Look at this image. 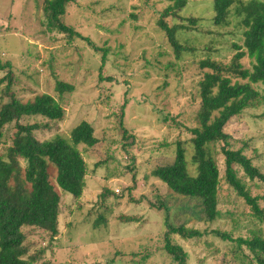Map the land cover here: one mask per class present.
<instances>
[{
    "label": "rangeland",
    "instance_id": "obj_1",
    "mask_svg": "<svg viewBox=\"0 0 264 264\" xmlns=\"http://www.w3.org/2000/svg\"><path fill=\"white\" fill-rule=\"evenodd\" d=\"M247 0H236L237 3ZM46 0H0V54L12 63L14 83L0 86V106L15 95L22 101L49 93L57 98L56 81L68 82L75 90L66 92L65 117L48 121L42 116L24 118L39 122L40 140L55 135L68 137L81 121L94 126L99 143L80 150L88 165L83 196L75 200L61 193L60 234L52 238L37 227H25L31 254L44 250L43 260L53 264H172L165 251L167 220L196 229L232 232L235 237L252 236L264 223L225 179V157L220 144L212 146L221 172L220 207L225 213L217 221L203 220L200 203L173 192L152 171L175 160L178 142L187 150L189 169L194 152L192 138L200 130L199 83L204 72L200 62L211 58L228 64L243 44L244 28L232 15L226 26L214 24V0H190L179 16L166 17L171 25L198 24L180 30L181 42L194 51L179 58L165 32L159 27L164 0H78L67 8L65 21L83 35L108 49L103 67L102 53L80 38L50 31L43 24ZM242 62L247 68L251 60ZM9 69H0V79ZM101 77L104 80H101ZM108 78H112L110 81ZM47 124V125H46ZM226 132L232 146L244 148L264 173V104L245 109L233 117ZM17 129L6 125L0 138V155L12 144ZM126 147V149H125ZM22 172L26 163L21 160ZM52 179L57 170L51 165ZM253 195L264 207V181L249 180L237 168ZM105 188L112 193L103 200ZM164 202L167 209L159 205ZM98 223V224H97ZM189 253V264H257L250 251L234 242L209 235L200 240L173 236Z\"/></svg>",
    "mask_w": 264,
    "mask_h": 264
},
{
    "label": "trees",
    "instance_id": "obj_2",
    "mask_svg": "<svg viewBox=\"0 0 264 264\" xmlns=\"http://www.w3.org/2000/svg\"><path fill=\"white\" fill-rule=\"evenodd\" d=\"M78 0H46L43 6L45 20L43 24L50 31L67 34L70 41L80 38L88 43L94 51L102 53L103 67L108 60V49L96 44L92 38L83 35L75 26L65 21L67 8ZM149 1V0H146ZM170 5L162 12L159 27L173 46L179 58L186 51H194L186 46L179 36L180 30L189 31L198 24L197 18H189L188 24L171 26L166 17L179 16L190 0H164ZM214 0V24L226 26L234 14L240 26L244 28L243 44H232L236 51L228 64L219 63L211 58L200 62L204 72L199 83L200 107L197 120L200 130L192 138L194 152L192 163L196 166L195 174L189 169L187 150L178 142L175 160L171 164L159 166L152 175L164 182L173 192L200 203L203 220L217 221L224 216L220 207L221 172L212 146L220 144L225 157V179L251 208L252 215L264 223V207L261 197L253 195L238 178L237 168L251 180L264 181V173L255 164L244 148H234L225 127L229 121L240 115L245 109L264 104V0ZM248 57L251 67L247 68L242 60ZM0 69H9L0 79V86L7 81V90L14 83L12 63L4 62L0 54ZM108 78L107 80H111ZM103 81L104 78L101 77ZM74 85L56 81L58 98L49 93L36 95L34 99L22 101L15 95L10 101L0 106V138L6 125L17 129L12 144L0 155V264H53L43 260L44 250L30 253L31 245L27 243L25 227H37L52 238L60 234L61 193L63 190L80 199L87 185L88 165L80 150V145L87 148L99 143L92 123L81 121L68 137L55 135L48 140L36 137L41 129L39 122L25 123L26 117L42 116L48 121L61 120L66 110L63 98L66 92H73ZM47 125V124H46ZM126 149V147H125ZM21 160L26 166L22 172ZM57 170L52 179L50 166ZM112 193L105 188L101 194L103 200ZM167 209L164 202L159 205ZM165 232V251L172 264H189V253L173 241V236L184 240H200L212 235L223 241L234 242L239 248L245 246L251 254V261L264 264V232L252 230V236L235 237L232 232L216 229H196L185 224L174 225L167 220ZM98 224V223H97Z\"/></svg>",
    "mask_w": 264,
    "mask_h": 264
}]
</instances>
